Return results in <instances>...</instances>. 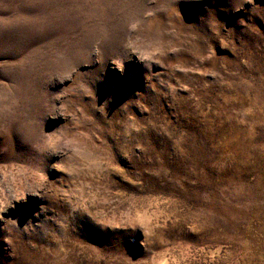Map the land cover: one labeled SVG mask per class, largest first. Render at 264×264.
<instances>
[{
    "label": "rangeland",
    "instance_id": "1",
    "mask_svg": "<svg viewBox=\"0 0 264 264\" xmlns=\"http://www.w3.org/2000/svg\"><path fill=\"white\" fill-rule=\"evenodd\" d=\"M264 264V0H0V264Z\"/></svg>",
    "mask_w": 264,
    "mask_h": 264
},
{
    "label": "clouds",
    "instance_id": "2",
    "mask_svg": "<svg viewBox=\"0 0 264 264\" xmlns=\"http://www.w3.org/2000/svg\"><path fill=\"white\" fill-rule=\"evenodd\" d=\"M161 264H163V262H161Z\"/></svg>",
    "mask_w": 264,
    "mask_h": 264
}]
</instances>
